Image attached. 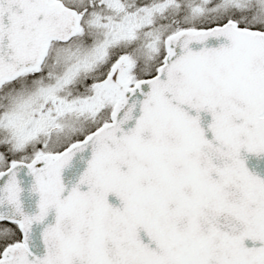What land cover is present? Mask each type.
Segmentation results:
<instances>
[{
	"label": "snow or ice",
	"instance_id": "obj_1",
	"mask_svg": "<svg viewBox=\"0 0 264 264\" xmlns=\"http://www.w3.org/2000/svg\"><path fill=\"white\" fill-rule=\"evenodd\" d=\"M0 264H264V0H0Z\"/></svg>",
	"mask_w": 264,
	"mask_h": 264
}]
</instances>
